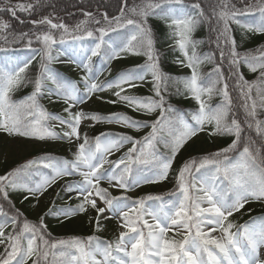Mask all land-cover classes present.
I'll use <instances>...</instances> for the list:
<instances>
[{"label":"snow or ice","instance_id":"obj_1","mask_svg":"<svg viewBox=\"0 0 264 264\" xmlns=\"http://www.w3.org/2000/svg\"><path fill=\"white\" fill-rule=\"evenodd\" d=\"M239 3L241 7L233 0H210L208 5L203 0H117L115 14L82 10L84 18L70 28L55 15L54 0H0V53L6 58L0 65V132L66 141L75 147L71 160L46 155L0 175V264H264V217L243 225L230 219L247 203L264 202V48L241 53L233 36V25L264 34V0ZM254 12L260 14L256 23L239 19ZM20 14L35 18L20 20ZM10 18L31 27L16 30ZM152 19L165 24L169 49L180 53L175 63L190 69V76L173 77L163 71ZM202 24L214 34V49L203 56L196 51L201 41L193 39ZM69 37L73 42H92L81 49L82 57L73 50L65 61L81 70L79 82L66 80L51 67L59 61L54 46ZM23 49L29 53L23 59L9 58V53ZM127 55L143 56L144 63L111 80L101 81L100 72L93 71V57L103 59L104 71ZM34 61L39 68L30 80L27 73ZM204 62L213 65L207 77L199 72ZM242 65L259 72L257 78L245 79ZM149 77L150 95L130 94ZM29 83L32 91L13 99V93ZM106 89L115 90V99L107 103L154 118L85 111L83 106L94 96L101 99L98 94ZM45 95L50 103L65 105L63 115L40 103ZM172 95L190 98L197 107L181 112L169 102ZM214 95L220 97L216 105L210 103ZM87 120L149 131L140 138L112 133L89 138L81 132ZM202 132L233 138L213 153L186 159L175 170V190L169 199L151 194L133 199L109 191L118 188L126 193L168 180L181 150ZM125 145L131 146L123 155L109 159ZM36 165L50 172L45 174ZM33 176L41 178L32 180ZM75 176L80 179L67 180L65 190L80 202L75 207L53 204L38 221H29L10 199L11 192H19L38 207L40 197L57 181ZM90 210L96 213L89 217L93 234L55 238L48 231L47 216L63 223ZM102 219L118 221L114 238L96 234L104 230Z\"/></svg>","mask_w":264,"mask_h":264},{"label":"trees","instance_id":"obj_2","mask_svg":"<svg viewBox=\"0 0 264 264\" xmlns=\"http://www.w3.org/2000/svg\"><path fill=\"white\" fill-rule=\"evenodd\" d=\"M186 2H190V0H186ZM204 5H208L210 0H203ZM233 2L236 3L237 7H241V4L239 3V0H233ZM250 2H254V0H250ZM55 3V15L63 18L64 21L68 24L71 20L73 21H79L83 19L81 13H77L74 15H69V13H73L75 10H86V11H93L96 12L97 9L100 11H108L110 15L115 14L116 8H117V0H54ZM52 9H47L46 12H51ZM260 14L258 12H254L252 14H247L244 16L239 17L241 21L244 23H256V20ZM9 18V17H6ZM35 17H26L24 14H20V20H28ZM11 22L13 24V27L16 30L24 29L25 31L29 30L31 27L29 24H20L17 19L10 18ZM150 23L153 25V30L155 35L158 37V43L157 47L160 49L162 53V64L161 67L164 72L170 74L173 77H188L191 75V70L184 67L183 71H179L177 63H175L176 59L180 56L179 51H171L168 47L169 44V38H168V32L169 30L165 26V24L157 19L150 20ZM233 36L235 37L237 44H238V51L241 53H244L246 51H252L255 54V50L259 48H264V34H254V33H248L245 32L242 29H239L235 25H233ZM112 39H116L115 34H110ZM214 37V34H210L208 31V27L206 24L200 25L196 31L193 33V39L201 41L199 45H197L196 51L199 55L203 56L204 54L210 52L212 49H214V44L211 43V39ZM36 46V45H34ZM92 46V43H88V48ZM86 47V48H87ZM54 54H59V58H62V60L55 62L51 65V67L58 73L61 74L64 78L68 79L69 81H75L79 82V78L81 73V70L79 68H76L75 70L72 67H75L74 65L70 64L68 66L67 58L65 57L64 52L61 49L54 48ZM28 50L23 49L21 51H17L15 53H9V57L12 56H18L21 59H23L26 55H28ZM3 53H0V65L5 64V60L3 59ZM39 59V58H37ZM145 60V57L143 56H134V55H127L121 59L117 60V69L114 72L110 73V77L106 80L114 79L118 73L134 68L137 65L143 64ZM101 64L103 65V59L101 57H93L92 59V66L100 67ZM212 63L204 62L199 67V72L202 74L203 77H207V74L211 72L212 70ZM39 68L38 62L34 61L33 65L28 70V78L34 79L37 71ZM225 68H227V65H225ZM240 71L244 74L245 79L252 81L257 78L259 75V72L253 73L248 70L246 66H241ZM105 80V79H104ZM103 80V81H104ZM151 80L145 82L143 85H141L139 88L131 90L130 94L135 95H147L150 93L151 88ZM47 86L52 87L50 82L47 83ZM182 88V84L178 85ZM32 91V84L29 83L27 86L21 87L17 91L13 93V99L19 100L26 95H28ZM170 92H174V87H170ZM55 99V97H53ZM44 101H48V97L45 95V98H42L40 100V103L42 104ZM169 102L179 109L181 112L188 113L193 111L197 105L196 102L190 98H185L184 96H177L172 95L169 99ZM220 102L219 96H213L211 98L210 103L213 105H216ZM44 107L52 113L56 114H62V110L60 106H64L62 102L57 103H46L42 104ZM47 105V107H46ZM127 107L122 104H109L107 103L106 106L103 107V109H98L95 112L99 113L100 115L105 116V114H108L109 112H119L124 111ZM125 114V113H124ZM126 115H129L128 113ZM153 118V117H152ZM101 123V122H100ZM98 123L97 126L91 129H84L82 131L83 133H86L89 138H94L101 133H105L103 130V127ZM210 127V126H209ZM147 133V132H146ZM146 133H142L138 136V138L142 137ZM6 134V133H4ZM202 140L198 141H192L190 142L189 146H185L178 155L176 161L174 162L173 169L171 172V176L174 180V173L175 170L189 157L191 156H203L207 155L209 153H213L223 147H226L232 140L233 137L231 136H216V137H210L207 133H204L202 136ZM24 138V137H23ZM29 139V138H25ZM203 141L205 143H203ZM207 143V144H206ZM187 147V148H186ZM188 150V152L185 151ZM163 150V149H162ZM72 147L64 148V147H57V146H44L42 149H33L29 152H26L21 158L14 160L10 163L5 162L0 157V175H3L6 171H10L20 165L25 164L29 160H36L40 157L50 155L56 158H62V159H69L71 160L73 158L72 156ZM175 190V183L174 185L168 187L165 191H152L149 193V195H160L163 197L169 196V193L173 192ZM18 192H11L10 193V199L14 202L16 208L20 209L22 212L21 206L18 205L17 200L14 198V194ZM74 201L70 202V206L74 207L76 204L73 203ZM23 213V212H22ZM264 213V206L257 205L256 208L253 210H250L247 214L243 216H239L237 218V221L235 222L237 225H243L251 219L259 214ZM29 220V219H28ZM32 221V220H30ZM55 221V220H53ZM57 221V220H56ZM34 222V221H33ZM50 223L52 220L49 221ZM48 231L51 232L52 236L55 238H67L70 236H75L76 233H65V232H58V224H47ZM2 247H0V251H2Z\"/></svg>","mask_w":264,"mask_h":264},{"label":"rangeland","instance_id":"obj_3","mask_svg":"<svg viewBox=\"0 0 264 264\" xmlns=\"http://www.w3.org/2000/svg\"><path fill=\"white\" fill-rule=\"evenodd\" d=\"M13 2H16V0H13ZM77 13L82 14V11L75 10L72 14L74 15ZM76 22H78V21L77 20L76 21L71 20L68 23L69 27L71 28L72 26H74V24ZM83 42H85V41H83ZM88 42H91V41L88 40ZM67 51H68V54H69V52H71V50H68V48H67ZM114 66L115 65H114V61H113L111 69H113ZM179 68L181 69L182 67H179ZM113 91H115V90L114 89H106L104 91L105 94L107 95L106 97H102L101 99H97L94 96L93 99L85 106L88 107L90 110L103 109V106L105 104H107L106 101L110 100L111 98H114ZM112 113H122V114L128 113L130 116H132V118H135V119H151V117H144L141 113L134 112V111H132V109H130L128 107L126 109H124V111L121 110L119 112H111L110 114H112ZM52 123L57 124L56 121H52ZM103 124L106 128H109L110 130H112L116 133L117 132L118 133L119 132H125V133L129 132L132 134H137V133L142 132L144 130V129H140L139 131H136L134 129L124 127L121 124H117V123H111L110 124L108 122H105ZM84 125H86L88 127H93L95 125V123L90 121V120H87V121L82 122L81 127ZM0 134H1L0 135V157L3 160H5V162H7V163H10L14 160L21 158L26 152H29L33 149H42L43 146H45V145L60 146V144L64 143V145L61 147H68L69 146L68 142H66V141L23 140L17 136H8L7 134H3L2 132H0ZM202 138L203 137L199 135L197 138H194L193 141H198L199 139L202 140ZM203 143H205V142L203 141ZM130 146L131 145H125V147L122 148L119 152H115L111 156L112 157H120L121 155H123L122 151L126 150ZM73 151H75L74 146H73ZM185 151L188 152V150H186V149H185ZM41 171L45 174L50 172V171H46L42 167H41ZM40 178L41 177H39V179ZM170 178H171V174L169 175L168 180L162 181L160 183L143 184L139 187L133 188L131 191H128L127 194L133 198H136L137 196L142 195V194H147L148 192H150L152 190H156V191L165 190L167 184L170 183ZM71 179L79 180L80 177L79 176L68 177V178H65L63 180L57 181V183L55 185L50 187L44 193V195L40 197V204L38 205V207H35V208L32 207V204L35 203L34 200L29 199L27 201H24L23 195L18 194V198L21 200V201H19V203L21 204L22 212L28 218L37 219V217L41 215L43 210H45L46 208L51 207L53 205V204H51L53 198H55V206L56 207L63 205V202L65 200H67V199H69L75 195L74 193L67 192L65 190V186L63 187L62 190H60L61 184L63 182H66L67 180H71ZM101 185L103 187H108V184L105 181H102ZM56 187H59L61 199H59V197H56V194H59L58 192L54 191V193H53L52 191H50ZM109 191L112 194H121L123 192V190L118 189V188H110ZM98 203H100V202L98 201ZM257 203H259V204L263 203L264 204V202H261V201H251V202L247 203L244 206V208L241 209L239 212L234 213V215L230 219L233 221V223H235V218L237 217V215L249 212L251 209L255 208ZM100 206H103V204H100ZM95 215H96L95 211L90 210L87 214H81V215L73 217L72 219H70L68 221H65L63 223H59V224H61L59 226V232L82 233L85 231H91L93 225L89 223V217H94ZM104 215L108 216L109 213L106 212ZM261 217H264V216L259 215V216L255 217L249 224H251L257 218H261ZM62 224H66V225L62 226ZM102 224L104 225V230L99 232V234L110 235L112 238H114V235L117 232L118 221L116 219H108V220L102 219ZM233 231H235V229H233ZM86 235H88V234L86 233ZM215 235H219V233H215Z\"/></svg>","mask_w":264,"mask_h":264}]
</instances>
